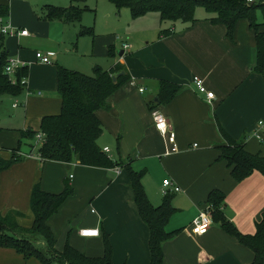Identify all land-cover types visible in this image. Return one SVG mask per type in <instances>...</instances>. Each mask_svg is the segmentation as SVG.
I'll return each mask as SVG.
<instances>
[{"label": "crops", "instance_id": "crops-1", "mask_svg": "<svg viewBox=\"0 0 264 264\" xmlns=\"http://www.w3.org/2000/svg\"><path fill=\"white\" fill-rule=\"evenodd\" d=\"M51 3L64 6L60 8L71 5L70 0H0V18L28 32L27 36L0 34V73L4 74L3 64L9 58L24 63L7 76L10 84L19 82L20 92L0 95V159L9 160L12 151L23 154V159L0 173V214L18 212V226L30 228L33 186L38 184L42 192L56 195L67 184L72 194L47 221L56 251L69 245L87 258H101L107 239L113 264H149V231L133 202L124 168L128 165L136 173L143 172L142 186L154 207L164 202V180L180 188L179 193L168 196L174 213L165 232L179 233L163 243L162 264H252L253 252L219 224L213 223L201 236L191 231L192 220L205 208L213 191L223 196L222 213L241 235H253L264 217V177L254 172L237 182L226 161L219 158V147L226 145L227 139L242 142L251 155L264 157V139L249 137L258 123L264 122V75L253 72L256 44L248 22L238 21L229 40L226 27L213 24V16L203 8L195 10L191 24L160 22L155 12L132 18L128 9L115 8L120 20L108 27L117 25L127 32L118 45L121 50L114 52L118 40L112 37L113 42L95 43L88 55H82L78 32L74 30L71 37L64 29L79 23L43 18L46 6H54ZM259 17L260 13L257 22ZM263 22L261 17L258 23ZM259 30L264 32V27ZM123 44L129 48L124 49ZM62 45L71 46L70 51ZM37 52L46 54L50 63L38 62ZM92 56L110 58V62L89 66L88 57ZM118 67L122 70L111 77L123 72L128 79L95 116L102 128L97 146L121 167L41 161L39 146L32 147L36 140L22 138V133L39 131L42 118L60 113L57 68L93 77L97 69L115 72ZM194 77L214 95L210 103L196 91ZM160 82L180 89L167 104L158 100ZM8 107L14 111L13 117H7ZM153 111H159L175 132L176 153H167L171 145L155 129ZM86 228L97 229L99 236L81 237L79 231ZM0 264L38 263L0 248Z\"/></svg>", "mask_w": 264, "mask_h": 264}, {"label": "trees", "instance_id": "trees-1", "mask_svg": "<svg viewBox=\"0 0 264 264\" xmlns=\"http://www.w3.org/2000/svg\"><path fill=\"white\" fill-rule=\"evenodd\" d=\"M87 0H70L68 8L46 6L45 20H59L64 24L80 23ZM117 10L126 8L132 18L145 16L155 12L160 22L184 24L194 23L195 10L203 8L212 15L213 24H223L226 27V37L231 40L234 27L240 20H246L254 32L256 44V64L253 72L264 75V27L257 22L260 13L264 21V1L252 0H106ZM165 31V30H164ZM92 35V31L80 28L78 37ZM5 64V62H4ZM3 64V67H4ZM104 72L97 69L93 77L81 73L57 68V94L60 100V113L56 116L42 118L39 131L22 133V138L33 141L37 134L43 135V141L37 148V155L43 162H76L82 166L97 168H119L120 162H113L97 146V140L102 128L95 116V112L106 107V100L127 81L126 74L115 82L111 75L119 73ZM19 76H25L20 73ZM19 78V77H18ZM19 81V79H18ZM158 100L161 104L169 103L179 92L178 86L160 82ZM21 85L10 84L8 77L0 73V95L9 93L17 95ZM153 108H150L152 111ZM32 147H36L32 144ZM220 159L226 161L232 178L241 182L254 172L264 177V157L251 155L245 151L242 142L226 140V145L219 147ZM23 157L17 151L11 152L9 160L0 159V173L7 170L13 163ZM130 178L133 191V202L143 223L149 231L148 250L149 264H162V245L174 238L178 231L166 233L165 227L174 213L169 195L159 207L149 202L142 186L143 172H134L128 165L124 166ZM72 194V188L65 185L60 194H48L41 191L38 184L34 185L30 194L29 207L33 216L30 228H20L17 224L21 214L15 211L2 216L0 214V248L12 249L24 260L34 259L38 264H113L111 261V247L107 239L104 241V255L101 258H87L69 245L61 252L55 250V239L47 226L58 207ZM223 196L213 191L207 198V205L211 208L213 223L219 224L228 233L234 235L238 241L249 248L254 254L252 264H264V217L256 225L253 235H241L226 221L222 213ZM39 242V244H35Z\"/></svg>", "mask_w": 264, "mask_h": 264}, {"label": "built area", "instance_id": "built-area-1", "mask_svg": "<svg viewBox=\"0 0 264 264\" xmlns=\"http://www.w3.org/2000/svg\"><path fill=\"white\" fill-rule=\"evenodd\" d=\"M247 3H252V0H247ZM0 34L3 36H27L28 32L27 30H17L13 28L9 23H7L3 18H0ZM124 49H128V44H123ZM35 58L38 62L42 64H49L50 60L46 54H43L41 52H37L35 54ZM24 67V63L20 62L17 59L9 58L3 67V72L6 76H10L14 74L16 71L20 70ZM193 85L195 86L196 91L204 95L207 102L210 103L211 100L214 99V95L206 90L204 87L202 81L194 77L193 78ZM140 91H142L140 89ZM151 117L153 121V125L155 129L162 135L166 136L168 142L171 145V148L168 150L167 153H176L178 151L176 142H175V132L173 131L170 124L167 122V120L164 118V116L159 111H153L151 112ZM256 140H263L264 139V122L260 121L258 123V127L253 130L252 134L249 136ZM35 146L38 147L41 145L43 141V135L37 134L35 136ZM107 151V150H106ZM105 152V151H104ZM19 156H23V154L18 153ZM26 157H32V155H27ZM116 173H119V169H115ZM180 188L173 184L170 180H164L162 182V190L161 194L163 196H167L172 193H179ZM213 220L211 215V208L206 205L205 208L201 211H199L198 215L192 220L191 222V231L193 234L201 236L204 235L209 228L212 226ZM79 235L83 238H95L99 236V231L97 229H82L79 231Z\"/></svg>", "mask_w": 264, "mask_h": 264}, {"label": "rangeland", "instance_id": "rangeland-1", "mask_svg": "<svg viewBox=\"0 0 264 264\" xmlns=\"http://www.w3.org/2000/svg\"><path fill=\"white\" fill-rule=\"evenodd\" d=\"M54 1H59V0H54ZM66 1L69 3V0ZM257 1H264V0H257ZM51 5L57 7H64L62 5H58L55 3H51ZM86 5L88 6L89 9L83 13L80 23L78 25L75 24V25L64 26L66 32L65 34L67 35L71 34L72 37V35H74V30H76V32L80 31V24L83 28L92 31V35H85L79 38V50H80V54L82 55H88L90 53V48L95 43L99 44L104 41L113 42L114 41L113 38L116 37L115 39L118 40L119 42L116 41L115 43L116 47L114 52L117 54V51L121 50L120 48H118V45H120L119 43L123 42L124 35L127 32H125L121 27H118L117 25H112L113 26L112 28L110 26L108 27V25L112 22H116V20L118 19L120 20V14H117L115 12L116 11L115 7L106 0H87ZM258 22H261V17L258 18ZM61 48H67L68 51H70L71 46L62 45ZM107 55L108 54L106 53V56ZM93 62H96L99 66L100 65L104 66L106 62H110V58L107 59L106 57H98V56L88 57L89 66L92 65ZM13 112L14 111H12L10 107H8L6 110L7 117L9 116L13 117L14 116Z\"/></svg>", "mask_w": 264, "mask_h": 264}, {"label": "water", "instance_id": "water-1", "mask_svg": "<svg viewBox=\"0 0 264 264\" xmlns=\"http://www.w3.org/2000/svg\"><path fill=\"white\" fill-rule=\"evenodd\" d=\"M121 54V52L119 53V55ZM124 73L123 72H121L120 74H118V75H115V76H112L111 78H112V81L113 82H115L116 81V79L119 77V76H121V75H123Z\"/></svg>", "mask_w": 264, "mask_h": 264}]
</instances>
